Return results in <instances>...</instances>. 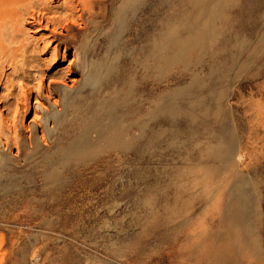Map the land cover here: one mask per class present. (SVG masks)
I'll return each instance as SVG.
<instances>
[{"label": "rangeland", "instance_id": "rangeland-1", "mask_svg": "<svg viewBox=\"0 0 264 264\" xmlns=\"http://www.w3.org/2000/svg\"><path fill=\"white\" fill-rule=\"evenodd\" d=\"M41 1L57 11H62L66 2H73ZM123 1L107 2L108 16L100 24V32L105 31L94 36L98 44L87 60L91 71L92 56L99 63L103 61L97 85L107 81L110 86L131 76L137 79L139 91L146 92L152 84L160 97L204 79L199 88L215 105L223 106L207 128L226 121L233 128L234 139L219 148L207 142L206 152L194 147L190 158H184L175 144L160 148L157 158H110L107 198L96 194V203L83 207L55 206L56 198L49 196L45 198L48 204L28 207L27 201L44 198L37 194L45 193V188L39 179L35 185L27 179L40 171L49 172L50 158L56 156V143L49 134L53 122L48 125L49 141L40 139L45 137L42 125L48 109L50 115L61 110L56 136L65 137L72 118L80 120L78 101L90 86L77 66L83 51L77 55L74 46L62 44V37L69 32L64 25L76 22L69 34L79 28L76 38L80 46L93 26L82 25L79 13L67 16L66 10L63 15L42 12L48 18L43 23L24 21L23 37L33 46L19 56L22 63L15 71L10 67L0 89V122L5 125L0 126V264H120L123 258L112 252L133 246L142 250L140 264H264V0H220L221 9L214 15L200 10L202 0L130 1L127 18L119 24L116 13ZM193 18L205 23L206 33L196 35V28H192V40L181 31L178 37L177 26L188 22L191 28ZM49 19L56 21L50 24ZM65 19L68 21H62ZM167 23H172L173 29ZM155 35L160 40L159 51L151 58ZM163 37L169 40L166 44L161 42ZM35 47H39L38 53H33ZM29 56L36 59L28 61ZM25 71L34 77L25 78ZM214 71L217 78L211 77ZM9 83L18 86L11 90ZM58 85L61 89L73 87L74 94L66 98L54 92ZM207 86L214 91L209 93ZM25 92L30 110L21 119L17 103ZM54 102L59 106H52ZM15 122L23 126L26 136L33 127L37 131L33 146L22 152L15 141L5 144L6 135L19 139L15 130H8ZM210 148H214L212 156ZM119 159L120 164L116 162ZM142 171L158 175L160 187L183 172L202 184L199 247L194 248L195 243L190 246L189 219L185 218L195 209L186 213L179 197L162 195L156 200L165 204L170 199V214L149 213V205H134L137 175ZM99 173L100 169L95 175ZM240 205L250 209L249 231L238 217Z\"/></svg>", "mask_w": 264, "mask_h": 264}, {"label": "bare ground", "instance_id": "bare-ground-1", "mask_svg": "<svg viewBox=\"0 0 264 264\" xmlns=\"http://www.w3.org/2000/svg\"><path fill=\"white\" fill-rule=\"evenodd\" d=\"M108 1L73 0V2H66L62 11H57L53 7L46 6L41 0H0V89L6 83L4 81L10 67L15 71L22 63L19 56L25 55L33 46L31 41L23 37L24 21H28L29 24L43 23L48 18L42 12L63 15V10H66L67 16L79 13L82 25L93 26L92 31L84 34L83 43L80 46L79 40L76 38L79 28L73 35L69 34L75 28L76 22L68 21V19L62 20L68 21L64 28L69 30L68 34L62 37V44L74 46L77 55L83 51L81 62L77 66L78 70L88 78L90 86L84 98L78 101L79 106L77 107L81 117L79 114L77 115L80 120L77 121L76 116L72 118V126L66 130L65 137L62 134L56 136L58 129L56 125L61 123L58 116L61 110H56L50 115L51 109H48L49 115L44 117L42 125L45 137H40V139L49 141V134L53 137L57 147L55 149L56 156L50 158L49 172L40 171L36 176L33 175L27 179L31 185H35L39 179L45 188V193L37 194L44 198L27 201L28 207L48 204L49 201L45 198L49 196L56 198L53 201L55 206L76 205L83 207L95 204L96 194L98 196L102 194L107 198L109 195L107 181H110L112 176L110 158H157L159 149L168 148L171 144H175V148L182 151L184 158H190L194 147H198L201 152H206L205 144L207 142H213L219 148L223 143L234 139L233 128L226 121L218 125L211 124L210 129L207 128L209 122L217 118V112L223 106L215 105L213 99L210 100L204 94V90L199 88L204 79H197L188 86L160 97L156 95L157 92L152 84L146 89V92L139 91L137 79L131 78V76L118 79L110 86L107 81L102 85H97L96 79L103 61L99 63L92 56L91 64L94 65V69L91 71L92 67L87 59H90L89 54L93 55L98 44V39L94 41V36L96 32H100V24L107 19ZM130 1L137 0H124L117 10L116 18L118 17L119 24L125 22L127 18L125 17L126 7L131 8ZM202 3L200 10L203 12L209 11L214 15L220 11L218 8L221 9L220 0H215L214 5H212V0H202ZM84 15H87L86 19H84ZM55 21L54 19L48 20L50 24ZM190 23L192 24L191 28L188 27V22L177 26L178 37L181 32L184 35L187 33L190 34L192 40L194 38L192 28H196V35L206 33L207 26L205 23L198 22V18H193ZM171 24L167 23L169 29H173ZM104 31L102 30L100 35ZM153 37L152 44L155 49L151 58H155L156 50L159 51L160 41L156 35ZM168 41L166 37H163L161 42L166 44ZM32 50L33 53H38L39 47ZM35 59V56L27 58L28 61ZM211 75L212 78L218 77L217 71ZM23 76L27 79L34 77L27 71L23 73ZM17 86L14 83L7 85L11 90H15ZM60 86H56L53 91L61 92V95L66 98L74 94L73 87L61 89ZM206 89L209 93L214 91L212 87L207 86ZM28 99L29 95L25 92L23 100L17 103L19 106L18 115L21 119L30 110ZM53 105L59 106V102H54ZM23 106L25 108H22ZM50 122H53L54 125L50 127L49 133ZM0 126L5 128L2 122H0ZM8 130H15L19 139L16 141L6 135L5 144L10 145L15 141L20 152L33 146L37 134L35 127L32 128L30 136L25 135L23 126L18 122H15ZM63 138H66L65 143H63ZM213 151L214 148H210L209 155L215 154ZM121 161L122 159L116 160L118 164ZM58 168H61L62 171L60 172ZM98 169H100V173L95 175ZM162 177L165 176L162 175ZM158 179V175H154L153 172H140V175H137L138 184L136 187L138 190L132 197V202L140 207L149 205L150 207L147 208L149 213L165 211L170 214L173 207L170 204L171 200L169 199L165 204H158L156 200L162 195H174L175 199L179 197L182 202L181 208L186 213L195 209L185 218L189 219L187 230L191 240L190 246L193 248L195 243L194 248L199 247L202 243V213L204 210L202 184L187 172L171 176L170 182L165 183L162 187L159 186ZM193 186L195 189H191ZM238 190L240 191V189ZM240 206L242 207L237 213L238 217L241 218L244 227L249 231L252 226L250 209L243 205ZM141 253V248L135 246L122 252L119 250L112 252V254L121 255L120 258L123 259L119 261L120 264H140ZM101 264L110 263L102 262Z\"/></svg>", "mask_w": 264, "mask_h": 264}]
</instances>
